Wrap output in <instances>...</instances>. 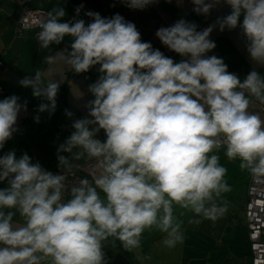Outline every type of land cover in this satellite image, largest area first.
Here are the masks:
<instances>
[{
    "label": "clouds",
    "instance_id": "9594fccd",
    "mask_svg": "<svg viewBox=\"0 0 264 264\" xmlns=\"http://www.w3.org/2000/svg\"><path fill=\"white\" fill-rule=\"evenodd\" d=\"M121 2L144 10L158 0ZM189 2L205 17L224 7L230 11L203 29L183 17L158 28L156 37L179 61L144 41L135 23L119 13L87 11L86 21L79 18L81 5L66 20L62 6L36 22L41 49L70 38L44 57L46 72L18 81L42 101L37 123L40 113L57 109L64 83L57 64L76 75L95 69L98 77L87 87L92 98L83 105L84 117L65 109L73 131L57 148L59 172L27 152L0 155V264H108L109 238L133 250L153 228L165 234L167 247H175L184 239L177 206L211 221L228 210L222 194L231 187L217 154L222 148L229 160H240L241 170L264 177V118L250 111L252 100L264 104V0ZM216 30H238L252 63L243 79L211 54ZM25 112L27 101L19 96L0 99V151L20 131ZM83 157L95 160L98 174L69 186L71 161ZM17 213L23 223L14 222Z\"/></svg>",
    "mask_w": 264,
    "mask_h": 264
},
{
    "label": "crops",
    "instance_id": "0c3cea01",
    "mask_svg": "<svg viewBox=\"0 0 264 264\" xmlns=\"http://www.w3.org/2000/svg\"><path fill=\"white\" fill-rule=\"evenodd\" d=\"M115 1L118 0H34L31 6L47 11L63 6L67 11L66 20L74 17L76 7L82 2H86L104 17H111L119 13L126 20L135 23L144 41L151 42L155 48H159L162 52L164 45L155 35L161 26H169L183 17L197 23L199 28L203 29L212 24L218 15H223L228 10L227 7H224L205 17L192 11L193 6L189 0H185V2L178 0L182 5H179L177 0H171V2L158 0L157 3L144 10H133L127 6L114 7L112 3ZM19 12L20 8L13 0H0V57L4 63V67L0 68V86L4 91L2 98L15 94L21 98V102L27 101V112L21 114L18 122L20 131L14 135L12 140L8 141L4 149L0 151V155L13 149L16 150L17 156L27 152L34 162L39 161L44 168L51 171L59 169L57 148L73 131L71 120L65 115V109L71 110L74 113V118H82L87 114L83 105L92 98L90 94H87V87L97 79L98 73L93 69L89 73L76 75L69 71L62 62L57 64L55 71L61 73L64 78V83L60 88L62 89L60 116L56 117L53 124H47L50 114L40 113V122L37 123L34 116L42 101L33 97L32 90L21 87L18 81L37 70L46 72L49 66L44 63V57L54 55L60 48L65 47L70 38H66L65 43L60 46L52 45L49 49H41L34 30H26L21 36L15 35L14 14H19ZM211 39L217 44L211 54L222 57L229 70L239 74L243 79L251 70L252 63L238 30H225L224 32L216 30L212 33ZM173 59L179 61L181 58L175 55ZM260 70L264 71V69ZM84 93L85 96L81 100L74 97V95L81 96ZM250 111L256 112L264 118V104L258 100H252ZM99 138L104 139L103 132L100 133ZM217 154L220 156V164L227 169L224 179L231 187L230 192L222 194V201L227 203L228 209L225 215L216 221H211L195 217L193 213L177 206L175 214L183 221L181 231L184 239L182 243H178L172 248L167 247L163 243L165 234L155 228L146 229L140 237V246L133 250H126L118 239L109 238L108 242H111V245L104 247L108 264H210L209 260L213 256L225 253L224 247L228 248L226 260L229 264L228 252L235 253V250H240L238 243L241 241H239L240 238L235 239L236 232L233 229L236 223V229H239L242 222L245 221L246 193L251 174L248 170H241L238 158L229 160L225 155V149H220ZM90 164L91 166L88 168ZM70 167L71 170L81 171L88 179H92L93 174H98L95 160H90L87 157H83L79 161H71ZM3 186L0 185V187ZM244 197L246 199L241 212V216L244 213L243 219L240 218L237 211ZM182 212L183 215H181ZM193 219H199L200 222L190 223V220ZM14 222L23 223L19 213L14 217ZM247 240L250 247L248 230ZM232 246L234 250L231 249ZM245 257H248V261H250V253H248L244 256L239 255L236 257L238 260L231 264H243L246 261ZM248 261L246 264H250Z\"/></svg>",
    "mask_w": 264,
    "mask_h": 264
},
{
    "label": "built area",
    "instance_id": "2783aa9c",
    "mask_svg": "<svg viewBox=\"0 0 264 264\" xmlns=\"http://www.w3.org/2000/svg\"><path fill=\"white\" fill-rule=\"evenodd\" d=\"M20 8L19 17L15 22V35L21 36L26 30H34L36 34L40 31L37 21L43 18L48 11L43 9H35L31 6L34 0H13ZM83 5L80 17L89 21L90 18L85 16L87 11L97 12L91 8L86 2H82L76 7ZM76 9L75 14L76 15ZM230 9L227 10V12ZM163 52L169 57H174L176 53L170 51L164 46ZM4 67L2 58L0 57V68ZM4 91L0 86V99L3 97ZM91 164L88 166V168ZM53 173L59 172V169L51 170ZM83 173L78 170H71L68 175V184L72 186L80 179H83ZM245 221L248 228V239L250 242V261L252 264H264V177L257 180L251 175V179L247 192V204L245 208Z\"/></svg>",
    "mask_w": 264,
    "mask_h": 264
},
{
    "label": "rangeland",
    "instance_id": "374dc122",
    "mask_svg": "<svg viewBox=\"0 0 264 264\" xmlns=\"http://www.w3.org/2000/svg\"><path fill=\"white\" fill-rule=\"evenodd\" d=\"M245 192H246V190H245ZM245 199H246V197H244L243 200L241 201V203L239 204V208H238L237 212H238V214H240V216H241V212H242V210L244 208ZM243 217H244V213H243V215L240 218H243ZM236 226H237V223L235 224V228L233 229V231L236 232L235 239H239L240 238L239 241H241V243H238V245H240V250H235V253H232L230 251L228 252V258H230L229 259V264H231L234 261H237L238 259H236V257H239V255L244 256L245 254L250 253V247H249V244L247 243L248 242V240H247V230L248 229H247L245 221L242 222V224L240 225L239 229H236L237 228ZM209 228H208V230H209ZM232 239H233V237H232ZM224 248H225V253H221L219 256H213V258H211L209 260L210 264H227L226 252L228 251V248L227 247H224ZM231 249L234 250L233 246L231 247Z\"/></svg>",
    "mask_w": 264,
    "mask_h": 264
},
{
    "label": "trees",
    "instance_id": "16d2710c",
    "mask_svg": "<svg viewBox=\"0 0 264 264\" xmlns=\"http://www.w3.org/2000/svg\"><path fill=\"white\" fill-rule=\"evenodd\" d=\"M112 6H114V7H120V6L121 7H125L126 5L124 3H122L121 0H118V1L113 2L112 3ZM61 102H62V89H60L59 95H58V98H57V109H56V111H55L54 114L48 116V118H47V124H53L55 122V120H56V117L58 118L60 116ZM83 177L88 179V177L85 176V174H83ZM89 180H91V179H89ZM108 245H111V242H108V241L105 242V247L108 246ZM245 260L246 261L243 262V264L244 263L246 264L247 261L249 260V258L248 257H245ZM248 262L250 264H252L251 261H248Z\"/></svg>",
    "mask_w": 264,
    "mask_h": 264
},
{
    "label": "water",
    "instance_id": "95a60500",
    "mask_svg": "<svg viewBox=\"0 0 264 264\" xmlns=\"http://www.w3.org/2000/svg\"><path fill=\"white\" fill-rule=\"evenodd\" d=\"M18 17H19V14H18V13L14 14V19H15V20H17Z\"/></svg>",
    "mask_w": 264,
    "mask_h": 264
}]
</instances>
